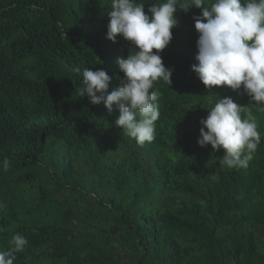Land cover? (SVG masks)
<instances>
[{"label": "trees", "instance_id": "1", "mask_svg": "<svg viewBox=\"0 0 264 264\" xmlns=\"http://www.w3.org/2000/svg\"><path fill=\"white\" fill-rule=\"evenodd\" d=\"M141 2L147 13L163 0ZM108 10L111 0H0V251L19 233L28 244L14 264H264V112L243 86L209 89L192 70L201 9H177L161 53L173 82L154 85L160 116L143 145L115 126L118 110L80 95L77 66L105 70L109 92L124 76L117 58L132 44L107 38ZM224 97L258 123L246 169L197 142Z\"/></svg>", "mask_w": 264, "mask_h": 264}, {"label": "clouds", "instance_id": "2", "mask_svg": "<svg viewBox=\"0 0 264 264\" xmlns=\"http://www.w3.org/2000/svg\"><path fill=\"white\" fill-rule=\"evenodd\" d=\"M145 6L137 0H111L107 38L115 43L122 36L132 44L127 57L117 58L124 76L109 92L112 77L105 70L77 66L74 71L83 77L81 97H88L93 105L103 103L109 113L115 108L119 111L115 126L123 134L139 145L151 143L160 116V92L153 90L154 85L160 80L173 82V70L165 66L161 53L173 39L177 9L187 12L195 6L201 14L194 17L198 64L192 70L209 89L228 86L235 91L243 86L250 104L264 112V0H163L150 4L147 13ZM200 124L197 142L201 147L211 145L214 151L223 149L221 166H249L261 142L250 109L231 97L220 98ZM0 167L7 171L9 158L0 161ZM10 244L8 250L0 251V264H14L28 240L17 233Z\"/></svg>", "mask_w": 264, "mask_h": 264}]
</instances>
